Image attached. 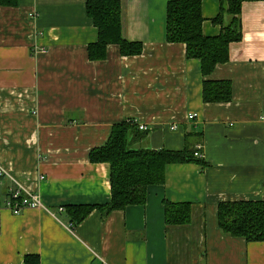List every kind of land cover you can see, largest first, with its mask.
I'll return each instance as SVG.
<instances>
[{
    "label": "crops",
    "instance_id": "crops-1",
    "mask_svg": "<svg viewBox=\"0 0 264 264\" xmlns=\"http://www.w3.org/2000/svg\"><path fill=\"white\" fill-rule=\"evenodd\" d=\"M170 1L122 0L123 37L143 52L110 45L100 61L88 57L98 30L87 0L0 7V264H264V242L218 220L221 203L264 201V0L243 4V39L208 78L184 44L167 42ZM202 12L204 35L218 36L220 0H203ZM206 79L231 82L232 100L205 103ZM126 120L148 127L143 147L201 146L204 164H172L145 204L94 210L74 227L67 207L111 202L110 165L89 154ZM17 187L45 209L14 215L6 201ZM165 201L190 204L191 222L168 227Z\"/></svg>",
    "mask_w": 264,
    "mask_h": 264
},
{
    "label": "trees",
    "instance_id": "trees-1",
    "mask_svg": "<svg viewBox=\"0 0 264 264\" xmlns=\"http://www.w3.org/2000/svg\"><path fill=\"white\" fill-rule=\"evenodd\" d=\"M256 0H220V13L213 20L221 26L218 36L203 33V0H172L167 5V42L184 44L186 57L197 59L205 78L211 76L218 65L230 61V46L243 39L241 13L245 2ZM19 0H0V7H17ZM86 12L98 30V40L88 47L92 61L104 60L107 48L117 45L122 56H138L143 45L129 42L122 34V0H87ZM205 103H228L232 100L229 81L206 79L203 85ZM148 133L141 131L133 120L114 125L107 143L91 150L90 162L109 164L111 168L112 199L106 205L69 206L66 212L73 226L81 224L94 210L105 216L129 206L143 205L148 189L163 185L166 169L172 164L195 162L204 164L192 149L183 151L151 150L143 147ZM166 225H187L192 220V207L188 203L164 202ZM219 226L224 233L248 242H264V201L227 202L219 205ZM25 264H40L38 257L26 256Z\"/></svg>",
    "mask_w": 264,
    "mask_h": 264
},
{
    "label": "built area",
    "instance_id": "built-area-1",
    "mask_svg": "<svg viewBox=\"0 0 264 264\" xmlns=\"http://www.w3.org/2000/svg\"><path fill=\"white\" fill-rule=\"evenodd\" d=\"M197 117L196 114H192L189 116V119H195ZM141 131H148V127L146 125L139 124L137 121H134ZM202 147H198L195 152V156L198 158H203L201 154ZM44 179V177H41ZM6 207L14 214L19 215L26 209H45V206L42 202V199L39 194L29 191L27 189H22L21 187L10 188L8 190V198L6 201ZM60 211H64L63 208H60ZM101 264H108L107 261L100 259Z\"/></svg>",
    "mask_w": 264,
    "mask_h": 264
},
{
    "label": "rangeland",
    "instance_id": "rangeland-1",
    "mask_svg": "<svg viewBox=\"0 0 264 264\" xmlns=\"http://www.w3.org/2000/svg\"><path fill=\"white\" fill-rule=\"evenodd\" d=\"M189 141H190V142H193V141H192V138H191V140H189Z\"/></svg>",
    "mask_w": 264,
    "mask_h": 264
},
{
    "label": "bare ground",
    "instance_id": "bare-ground-1",
    "mask_svg": "<svg viewBox=\"0 0 264 264\" xmlns=\"http://www.w3.org/2000/svg\"><path fill=\"white\" fill-rule=\"evenodd\" d=\"M145 132V131H144Z\"/></svg>",
    "mask_w": 264,
    "mask_h": 264
}]
</instances>
